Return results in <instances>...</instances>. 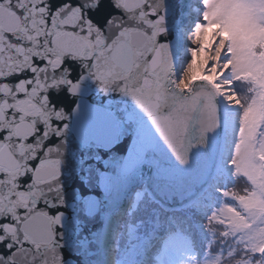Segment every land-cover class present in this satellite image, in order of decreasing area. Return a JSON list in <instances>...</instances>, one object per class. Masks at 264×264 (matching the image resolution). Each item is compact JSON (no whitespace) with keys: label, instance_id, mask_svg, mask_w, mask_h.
<instances>
[{"label":"snow or ice","instance_id":"1","mask_svg":"<svg viewBox=\"0 0 264 264\" xmlns=\"http://www.w3.org/2000/svg\"><path fill=\"white\" fill-rule=\"evenodd\" d=\"M109 252L264 264V0H0V264Z\"/></svg>","mask_w":264,"mask_h":264},{"label":"rangeland","instance_id":"2","mask_svg":"<svg viewBox=\"0 0 264 264\" xmlns=\"http://www.w3.org/2000/svg\"><path fill=\"white\" fill-rule=\"evenodd\" d=\"M187 27V25H185V28ZM121 238H119V247L122 249L124 248L126 245H125V241H126V236H124V241L122 242L121 244ZM113 247V244L111 243V241L109 242V249H111ZM109 255H110V258L111 260L109 259V262L108 264H117V256L119 255V252H109Z\"/></svg>","mask_w":264,"mask_h":264},{"label":"water","instance_id":"3","mask_svg":"<svg viewBox=\"0 0 264 264\" xmlns=\"http://www.w3.org/2000/svg\"><path fill=\"white\" fill-rule=\"evenodd\" d=\"M171 39H175V32H173L172 36L170 37ZM174 190L172 189H168V188H162L161 189V193H160V198L163 200V201H167V198H168V195L173 193ZM176 199L178 200L179 199V193H176Z\"/></svg>","mask_w":264,"mask_h":264},{"label":"trees","instance_id":"4","mask_svg":"<svg viewBox=\"0 0 264 264\" xmlns=\"http://www.w3.org/2000/svg\"><path fill=\"white\" fill-rule=\"evenodd\" d=\"M162 218H163V216H162ZM122 238H121V244H122V242L124 241V236H121Z\"/></svg>","mask_w":264,"mask_h":264},{"label":"bare ground","instance_id":"5","mask_svg":"<svg viewBox=\"0 0 264 264\" xmlns=\"http://www.w3.org/2000/svg\"><path fill=\"white\" fill-rule=\"evenodd\" d=\"M175 37H176V33H175ZM112 243V242H111ZM110 260H111V258H110Z\"/></svg>","mask_w":264,"mask_h":264}]
</instances>
